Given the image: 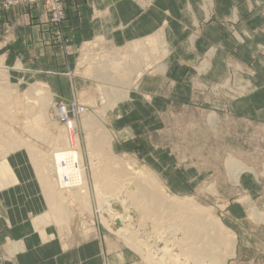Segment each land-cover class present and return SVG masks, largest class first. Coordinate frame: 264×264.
<instances>
[{"label":"rangeland","instance_id":"1","mask_svg":"<svg viewBox=\"0 0 264 264\" xmlns=\"http://www.w3.org/2000/svg\"><path fill=\"white\" fill-rule=\"evenodd\" d=\"M83 1L68 0L67 2ZM131 1L143 12L154 6V0ZM215 3V0H198L197 8L202 14L199 19L195 18L187 25L174 22L178 29L183 28V33H187V37L184 38L186 53L193 57L184 61L179 59L178 65L181 69L174 70L173 76L170 77L168 70L162 68L171 54L164 37H162L164 41L162 46L166 53H162L163 49L159 46L148 45L145 42L148 38L137 42L141 44L139 46L142 50L148 52L157 50L156 53L150 52L152 57L155 56L153 61L156 62L153 64L147 61V57L141 62L138 61L140 58L137 55L138 50L135 52L136 48L139 49L137 45L115 49L101 39L84 43L78 51H75L76 53L73 49L72 53L70 50L65 52V56H62L63 60L66 58L73 61V67L67 68L62 74L67 75L69 79L73 76L75 78L76 75L86 82V85L82 84L80 89L70 83L69 102L74 99L72 102L83 106L85 109L83 113L90 116H103L99 127L82 125L80 114L73 121L76 124L70 127L72 129L67 130L65 123L58 121L54 96L53 100L44 107L39 101H35L33 106L26 109L27 98L35 97L34 85H31L35 82L30 83V86L22 85L19 81L13 82L10 80L9 70L2 69L9 77L7 81L0 82V158H3V154L7 152L6 156L19 151L28 154L37 183L47 202L46 221L58 228L64 243L94 238L103 244L110 255H124L126 264H164L174 258L179 264H194L177 248L171 250L170 239L167 241L169 246H166L165 252L158 250L160 255L157 253V256H155V246L144 243L146 247L143 249L146 250L143 254H150L152 260L149 262L145 258L143 260V255L140 256L137 251L131 250L121 236H116L102 225V218L109 217L104 212H111L108 209L113 203L109 201L107 203L105 197L110 195L105 193L104 187H99L103 173L99 166L95 167L93 164L95 161L101 164L106 160L98 154H103L106 150L108 154L105 152L103 157L108 158V161L121 163L119 165L132 168L134 172L147 170L153 173L168 196L178 199L190 198L199 207L208 211L210 217L227 228L226 230L231 232L235 239L233 246L229 248L230 251L223 253L226 257L224 264H264V25L250 33L240 31L237 7L233 8L232 15L219 18L215 16ZM243 4L248 14L256 13L259 17L264 15V0H256L253 4L251 0H243ZM193 6L194 4L189 3L184 10L191 14L194 11ZM41 7L48 15L50 25L48 11ZM15 8L35 7L12 9ZM180 9V5L176 6V10ZM210 23H215L220 28L223 34L221 41L228 47L221 46L219 41L213 43L212 40H207L206 47H199L198 44L203 41L200 38L201 29ZM50 27L55 36L54 28L51 25ZM96 41L100 43L98 42L97 45ZM63 42L65 46L61 44L60 46L66 50L68 47L65 37ZM93 42H96L95 45ZM88 43L92 45L85 48V44ZM198 51L202 52L198 53ZM114 59L121 61L118 66L126 65L127 70H123L124 77L117 81L124 79L127 84H118L109 79L107 74L116 63ZM217 59L220 62V72L218 76H213L211 64L213 65L214 60ZM0 63L4 66L1 59ZM147 66L150 67L145 68ZM118 72L122 74V71ZM157 75L166 80L157 94L136 93L140 81ZM183 82L187 85L185 91L176 90V93L173 89L174 92L171 93V86L174 83L183 84ZM40 85L47 87L53 93L49 85L35 84L37 87H41ZM104 87L109 89L108 92H104ZM129 91L134 92L138 98L133 104L134 108L128 111L129 115L135 114V116L125 117L124 122L135 123L136 140L135 138L130 140L133 135L123 131L124 128L117 126V129H111L109 125V115L114 105L127 99ZM249 97L253 99L249 110L237 108L238 103ZM165 100H168L167 104L163 102ZM10 130L15 132L16 136H20L18 144L13 140V145H9L6 134ZM102 135L105 139L103 138L101 142L103 145H99L98 141ZM55 140H59L64 147L78 153L82 167L81 188L86 192L81 200L76 199L69 190L72 187L59 186L57 178L53 177V192L59 196L64 207L60 221L53 220L54 213L50 210L48 198L43 192L38 174V168L42 166L38 167L31 158L33 157L31 154L35 153L39 157L37 159L48 160L49 157H44L50 155L52 151L48 142ZM116 142H119L117 146H115ZM231 161L252 168L257 176L252 172H242L238 183H233L229 176ZM26 175L29 173L27 172ZM126 188L132 190L130 185ZM119 194L114 193L110 197H115L113 202H117L114 204L120 208L126 197L123 193ZM252 209L258 212L259 218L250 217L249 213ZM110 220L112 221V217ZM169 223L171 221L165 224ZM147 226L149 225L145 224L143 229H147ZM167 226L162 227L165 231L163 240L171 237V230L166 229ZM160 245V249H165L164 244ZM152 255L157 258L156 261ZM120 261L119 258H115L114 263Z\"/></svg>","mask_w":264,"mask_h":264},{"label":"crops","instance_id":"2","mask_svg":"<svg viewBox=\"0 0 264 264\" xmlns=\"http://www.w3.org/2000/svg\"><path fill=\"white\" fill-rule=\"evenodd\" d=\"M215 1V16L219 18L232 15L233 8L237 7L240 31L250 33L264 25V15L259 17L256 13L248 14L243 0ZM254 1L256 0H251V3ZM189 3L194 4V11L191 14L184 10ZM153 5L150 10L143 12L131 0L67 2L63 23V35L68 47L66 50L54 41V31L48 23V15L41 6L8 11L0 8V59L4 63L1 68L9 70L10 80L13 82L19 81L27 86L32 82L35 83L31 85L47 84L56 102L69 103L70 83L80 89L86 82L76 75L69 81L67 75L62 74L67 68L73 67V61L66 58L63 60L65 52L70 50L72 53V49L74 52L78 51L84 43L96 39H101L115 49L127 46L131 48L134 45H141L137 42L144 38L161 34L171 52L162 68L168 70V77L173 76L174 70L181 69L178 65L179 59L184 61L193 57L186 53L184 38L187 37V33H183V28L178 29L174 22L187 25L193 19H199L202 14L197 8L198 0H154ZM178 5L181 7L179 11L176 10ZM201 32L200 38L203 41L198 44L200 48L206 47L207 40H212L213 43L219 41L221 46H227L221 41L223 34L215 23L205 25ZM219 64L218 59L211 64L213 76L219 75ZM165 81V78L159 75L147 77L139 82L136 93L155 95ZM186 86L184 82L174 83L171 86V93L174 92L173 89L175 92L185 91ZM136 98L138 97L134 92L129 91L127 99L114 105L109 115L111 129H117V126L124 128L123 131L133 135L130 140L134 138L136 140L134 128L136 125L124 122L126 120L124 118L135 116L129 115L128 111L134 108ZM252 100L250 97L244 99L237 104V108L249 110ZM154 102L157 104L156 99ZM163 102L167 104L168 100ZM17 138L15 142L18 144L20 136L17 135ZM8 141L10 146L13 145L12 138ZM133 143L136 146V141ZM117 144L119 142H116L115 146ZM7 153L3 159L6 157L5 162L13 173V179L7 183L2 182L0 186V264H115V258L121 260L117 264H126L124 255H110L103 244L94 238L64 243L58 228L46 221L47 202L37 183L28 154L19 151L6 156ZM31 156L35 163L37 155L32 153ZM27 172L29 175H26ZM51 208L54 213L53 220L60 221L64 209L61 211Z\"/></svg>","mask_w":264,"mask_h":264},{"label":"bare ground","instance_id":"3","mask_svg":"<svg viewBox=\"0 0 264 264\" xmlns=\"http://www.w3.org/2000/svg\"><path fill=\"white\" fill-rule=\"evenodd\" d=\"M162 37L163 36L161 34L149 37L147 39V43L151 47L159 46L163 49L162 45L164 42ZM96 42L95 43L97 45L100 43L99 41ZM95 43L93 42V45H95ZM89 45L92 44H85L84 47L87 48ZM137 47H139V49L136 48L135 50H138L137 55L140 57L138 58V61L141 62L143 58L147 57V61L151 62L150 64L156 62L153 61L155 56H151V53H156V49L151 50L150 53L148 51L142 50L141 46L139 45H137ZM161 52L166 53L164 49ZM114 61L116 63H114L112 68L109 70L110 73L107 74L109 79L111 78L113 81H115V83L118 84H127L126 80L124 79L117 81V79L124 77L125 74L123 73V70H127L126 65L122 64L118 66V63L121 61L115 59ZM149 67L147 66L145 68ZM118 71H122V74H120ZM7 77L9 76H7L6 72L2 70L0 65V82L7 81ZM104 89L105 92L108 88L104 87ZM33 90L35 97L27 98L28 105L26 106V109L30 106H33L35 101H39V103L44 107L53 100V93H51L47 87H37L34 85ZM119 96L121 97V95ZM102 117L103 116L101 115H94L93 117L90 116V114L83 113L81 114V124L85 127L89 125L93 127H99L102 124ZM212 122L214 121H211V123ZM75 124V122H69V124L66 126L67 128H70ZM6 135V139L12 138L15 141L18 139L17 136L11 131H8ZM103 135L102 138L99 136L101 138H99L100 140L98 139L99 141L97 140L100 143L99 145H103V143H101L103 138L105 139ZM48 143H50L52 151L50 155H44V157H49V159H36L35 164H37L38 167L42 166V168H38V174L44 190L43 192L48 198L50 207H52L54 210L60 209L62 211L63 207L61 199L56 195L55 192H53L52 185L54 183V179L57 178L59 186L64 187V184L67 186L69 182L65 183L63 180V177L67 176L71 180L69 186L70 188L72 187L69 189L71 190V195L76 199L81 200L84 197L82 195L86 192L81 188L82 167L80 166V157L75 150H72L71 148L68 149L66 146L64 147L62 144H60L59 140L50 141ZM105 152L108 154L106 150ZM105 152L103 154H98L100 157L106 160L101 164L98 161H95L93 164L95 167L99 166L98 168H101V172L103 173L102 182H100L99 187H104L103 189L106 191L105 193L110 196L114 193H123L126 199H124L123 203L120 202L121 205L119 208L117 204H114L117 202H113V198L115 197H107L106 194H104V196H106L105 199H107V203L108 201L113 203V206H109V209L107 206V209L111 212H104L107 214V216H109L108 218H102V225L104 227H106L111 233L116 234V236H121L122 239L125 240L126 245L129 246L131 250L133 249L134 251H137L140 256L143 255V260L145 258L148 260V262L152 259L150 258V254H143V251L146 250L143 249L146 247V244L144 243L149 245L153 244L155 246L156 255L154 254L155 252L153 254L157 256L158 250L162 253L165 252L166 246H169V242L167 243V241L170 239V246L172 245L171 250L174 251V248H177L180 253H185L187 259L191 260L194 264H224V258H226L225 254L230 251L229 248L233 246L235 239L234 235L226 230L227 228H225L221 223H218L215 218L210 217L208 211L206 212L205 209L199 207L190 198L178 199L173 196H168L162 184L159 182V180H157V178H155L153 173L151 174L147 170L134 172V169L132 170V168H126V166L123 167L122 165H119L121 163L108 161V158L103 157ZM0 159V184H2V182L7 183L12 180L13 173L5 162V159ZM242 172H252L255 176H257L252 168H248L242 163L236 161H231L229 163V176L233 183H238V178ZM128 185L132 186V190H130L131 188H126ZM117 199L118 198H116V200ZM52 202H54L56 205H53ZM249 215L254 219L259 218L258 212L254 209L250 210ZM110 217H112V221L110 220ZM167 221H171V223L167 224L169 227L165 224ZM145 224L149 225L147 226V229H143ZM164 226H167L166 229L171 230V237L167 238L166 240L162 239L165 237L163 236L165 231L162 229ZM143 231L145 232L142 233ZM172 236L179 237L175 238ZM158 243L164 244L163 246H165V249L163 246L161 247L163 249H160L161 245L159 244V246ZM160 252L158 255H160ZM155 256L152 258H156ZM163 256L165 255H162V257ZM154 260L156 261L157 258ZM174 260L170 259L164 264H179Z\"/></svg>","mask_w":264,"mask_h":264},{"label":"built area","instance_id":"4","mask_svg":"<svg viewBox=\"0 0 264 264\" xmlns=\"http://www.w3.org/2000/svg\"><path fill=\"white\" fill-rule=\"evenodd\" d=\"M68 0H0V6L4 10H10L14 7H38L43 6L49 14L50 25L55 30L54 41L61 46H65L63 42V23L65 20L66 8ZM74 100V99H73ZM72 100V101H73ZM69 102L67 104L62 102L55 103V112L58 113V121L68 125L69 122H73L80 114H82L85 109L83 106L77 105V102ZM71 130L72 128H67ZM64 181L69 182L70 186L71 180L65 176ZM65 187L66 184H64Z\"/></svg>","mask_w":264,"mask_h":264}]
</instances>
